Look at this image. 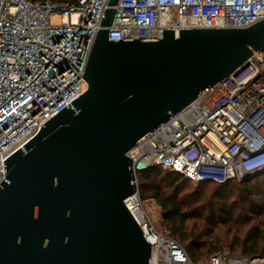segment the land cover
<instances>
[{"label":"water","instance_id":"obj_1","mask_svg":"<svg viewBox=\"0 0 264 264\" xmlns=\"http://www.w3.org/2000/svg\"><path fill=\"white\" fill-rule=\"evenodd\" d=\"M117 3L107 2L85 91L2 161L0 264H150L124 205L137 191L126 154L264 49V19L109 41Z\"/></svg>","mask_w":264,"mask_h":264},{"label":"built area","instance_id":"obj_2","mask_svg":"<svg viewBox=\"0 0 264 264\" xmlns=\"http://www.w3.org/2000/svg\"><path fill=\"white\" fill-rule=\"evenodd\" d=\"M109 0H0V182L2 161L86 89L82 76ZM109 41L160 39L162 30L246 28L264 0H118ZM126 156L137 188L143 172L192 183H241L264 170V49L144 137ZM124 205L150 244V264H193L158 231L138 193ZM208 264H264L214 254Z\"/></svg>","mask_w":264,"mask_h":264},{"label":"trees","instance_id":"obj_3","mask_svg":"<svg viewBox=\"0 0 264 264\" xmlns=\"http://www.w3.org/2000/svg\"><path fill=\"white\" fill-rule=\"evenodd\" d=\"M188 183L192 182L170 171H148L137 175V188L141 201L143 203L154 201V205L159 208L161 222L164 224L165 232L162 233L179 245H185L183 249L193 264L202 262L208 255L218 253L221 248L204 239L209 236L208 234L188 231V225L192 221L202 222V225L196 228H216L213 226L216 222L220 219L232 221L237 211H248L251 217L248 223H251L253 218L264 217V185L252 184V180L244 181L239 183L240 189L236 190V181L220 185L202 183L198 184V190L190 192ZM226 195H232L236 200H224ZM237 198L241 201L238 202ZM210 199L216 201L207 204ZM257 199H261L260 204ZM204 210L208 211L206 216L203 215ZM262 226L264 220L261 221V225L252 226L253 229L248 232L250 236L245 237L242 242L236 240L237 242L231 245L230 251L234 252L239 246L241 254L248 259L264 257V237L260 236L264 232L258 229Z\"/></svg>","mask_w":264,"mask_h":264},{"label":"rangeland","instance_id":"obj_4","mask_svg":"<svg viewBox=\"0 0 264 264\" xmlns=\"http://www.w3.org/2000/svg\"><path fill=\"white\" fill-rule=\"evenodd\" d=\"M252 184H260V186L264 185V175H261L255 179H253ZM187 186H188V191H190V192L198 190L197 189L198 185H196V184L188 183ZM235 186L237 187L236 190L240 189V184L238 182L235 183ZM210 192L212 193L213 191H210ZM233 198L234 197L232 195H230V196L226 195V198H224V200H227V201L236 200V198H234V199ZM210 201L213 202L216 200L210 199L209 201H207V204ZM237 201L240 202L241 200H239L237 198ZM257 202H258V204H260L261 199H257ZM154 204L155 203L152 200L146 201V203H144V211H145L147 217L150 219V221L154 225V227L162 233V232H165V229L163 228L164 224H162L161 219H160L159 208H157ZM203 212H204L203 215H205V216L208 214V211H206V210H204ZM250 218L251 217L249 216L248 211H243V212L237 211L235 213L232 221H224L223 219H220L218 222H216L215 225H213L216 228H196V227L201 226L202 222L195 220V221H192L191 223H189L188 231H190V232H201V234H205V235L208 234L209 236L204 237V239H206L208 242H213L214 245L221 248L219 250V252L216 254L226 255V256H238V257L248 259L247 257H245L241 254L239 246H237V248L235 249L234 252L230 251V247L232 244H235L237 242L236 240H239V243H240L243 241V239L245 237L250 236L249 235L250 233H248V232L251 230L252 226L257 225V224L261 225V221L264 220V217L261 216L258 218H253L251 223L250 222L248 223V219H250ZM258 229L260 231L262 230V232H264V226H262ZM260 236L264 237V233ZM260 243H262V242H260ZM181 245L184 248L185 245H183V244H181ZM209 256H211V255H208L207 257H205L202 260V262L196 263V264H208Z\"/></svg>","mask_w":264,"mask_h":264}]
</instances>
